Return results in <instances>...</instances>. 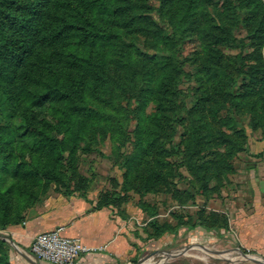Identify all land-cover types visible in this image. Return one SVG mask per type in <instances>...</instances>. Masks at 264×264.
Instances as JSON below:
<instances>
[{
  "label": "rangeland",
  "instance_id": "1",
  "mask_svg": "<svg viewBox=\"0 0 264 264\" xmlns=\"http://www.w3.org/2000/svg\"><path fill=\"white\" fill-rule=\"evenodd\" d=\"M224 1L234 2L198 0L197 13L203 9L213 15L214 6L221 13ZM145 5L143 15L163 27L159 0H145ZM243 26L234 29L236 47L221 48L222 55L226 61L239 56L249 65L259 49L264 63V41L261 47L249 34L251 27ZM199 37L195 31L183 38L176 97L146 104V116L162 107L156 122L148 117L146 129L137 130L136 102L141 99L136 97L146 78L150 88L160 71L155 60H146L154 55L152 40L141 34L130 37L135 49L133 43L125 44L129 55L115 51L111 63L114 69L129 58L138 84L127 90L112 85L106 110L115 117L95 128L88 141L54 155L18 127L17 116L0 111V236L9 237L30 257L37 235L64 229L59 225L80 210L99 211L117 221L129 245L130 254L118 264H155L182 248L195 258L178 256L168 264H232L221 257L238 250L264 258V119L252 115L249 107L233 108L220 96L211 103L198 101L196 76L207 78L199 61ZM237 80L235 94L243 91ZM221 104L231 110L230 126L221 122L228 114L220 111ZM0 243V255L10 264L27 263L13 245ZM84 247L106 250L104 245ZM204 249L222 254L209 253L213 256L204 259Z\"/></svg>",
  "mask_w": 264,
  "mask_h": 264
},
{
  "label": "trees",
  "instance_id": "2",
  "mask_svg": "<svg viewBox=\"0 0 264 264\" xmlns=\"http://www.w3.org/2000/svg\"><path fill=\"white\" fill-rule=\"evenodd\" d=\"M138 1L0 0V111L17 116L18 127L37 137V145L54 155L88 141L86 137L95 128L115 117L106 110L112 85L127 90L136 82L129 58L114 69L111 63L115 51L129 55L130 47L125 44L133 43L135 49L130 37L141 34L152 40L154 55L146 60H155L160 71L150 88L146 78L145 88L136 97L141 99L136 102L137 130L146 129L148 117L152 115L156 122L162 111L160 106L157 113L146 116V104L176 97L175 86L183 74L177 52L185 35L196 31L202 41L199 61L207 75L204 79L196 76L198 101L211 103L220 96L233 108L249 107L252 115L264 119L260 50L254 52L249 65L239 56L226 61L220 51L236 47L234 29L240 23L251 27L249 34L263 46L264 0L224 1L223 12L214 6L213 15L203 9L197 13L198 0H159L163 27L143 15L147 5L145 0ZM243 13L246 16L240 19ZM237 79L243 91L235 94ZM220 111H227L226 121L221 122L230 126L231 110L221 104ZM213 113L216 119L217 109ZM0 264H10L6 255H0Z\"/></svg>",
  "mask_w": 264,
  "mask_h": 264
},
{
  "label": "crops",
  "instance_id": "3",
  "mask_svg": "<svg viewBox=\"0 0 264 264\" xmlns=\"http://www.w3.org/2000/svg\"><path fill=\"white\" fill-rule=\"evenodd\" d=\"M76 212L72 219L61 223L66 237L77 238L86 247L96 248L104 245V252L83 255L73 264H118L130 254L129 245L121 233L117 221L110 220L105 213ZM249 247H252L249 245ZM26 264H29L28 262ZM44 264V263H39Z\"/></svg>",
  "mask_w": 264,
  "mask_h": 264
},
{
  "label": "built area",
  "instance_id": "4",
  "mask_svg": "<svg viewBox=\"0 0 264 264\" xmlns=\"http://www.w3.org/2000/svg\"><path fill=\"white\" fill-rule=\"evenodd\" d=\"M63 231L59 228L37 235L31 246L33 260L47 264H73L81 255L95 252L85 248L79 240L66 237Z\"/></svg>",
  "mask_w": 264,
  "mask_h": 264
},
{
  "label": "water",
  "instance_id": "5",
  "mask_svg": "<svg viewBox=\"0 0 264 264\" xmlns=\"http://www.w3.org/2000/svg\"><path fill=\"white\" fill-rule=\"evenodd\" d=\"M0 239L4 240V241H7L9 244L13 245L14 248L19 252V254L29 263V264H39L38 262H36L35 260H33V258L30 256H27L23 253H21L18 248L13 244V242L11 241V239L7 236H0ZM186 250H188V248H182L181 250H179L178 252H176L178 254V256L182 255ZM203 251L207 252V253H211L213 255H220L222 254L221 252H218V251H210V250H207V249H204ZM240 253V255L244 258V260L242 261L243 263L244 262H247V261H254V262H257V263H261V264H264V258L259 256V255H256V254H245V253H242L240 252L239 250L237 251ZM170 255H173V253H167L166 256H170Z\"/></svg>",
  "mask_w": 264,
  "mask_h": 264
},
{
  "label": "bare ground",
  "instance_id": "6",
  "mask_svg": "<svg viewBox=\"0 0 264 264\" xmlns=\"http://www.w3.org/2000/svg\"><path fill=\"white\" fill-rule=\"evenodd\" d=\"M190 250V249H188ZM178 252V251H177ZM203 254L205 255V257H203L204 259H206V256H213L207 252H203ZM180 256H183V257H192V258H195L196 255L192 254L191 251H187V252H184L182 255ZM176 257H178V254L177 253H173V255H170V256H166L163 255L162 256V260H160L159 262L155 263V264H168L170 263L171 261H173ZM221 258H223L222 260H226L232 264H238L240 262H242L244 260V258L240 255V253H236V254H233V256L229 257L227 255H223Z\"/></svg>",
  "mask_w": 264,
  "mask_h": 264
}]
</instances>
